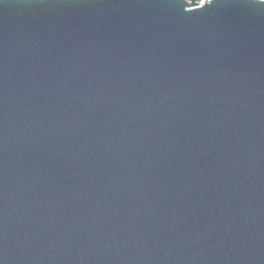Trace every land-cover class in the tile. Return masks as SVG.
Wrapping results in <instances>:
<instances>
[{
    "label": "water",
    "instance_id": "95a60500",
    "mask_svg": "<svg viewBox=\"0 0 264 264\" xmlns=\"http://www.w3.org/2000/svg\"><path fill=\"white\" fill-rule=\"evenodd\" d=\"M0 264H264V2L0 0Z\"/></svg>",
    "mask_w": 264,
    "mask_h": 264
},
{
    "label": "snow or ice",
    "instance_id": "6c2138e0",
    "mask_svg": "<svg viewBox=\"0 0 264 264\" xmlns=\"http://www.w3.org/2000/svg\"><path fill=\"white\" fill-rule=\"evenodd\" d=\"M262 2H264V0H262Z\"/></svg>",
    "mask_w": 264,
    "mask_h": 264
}]
</instances>
